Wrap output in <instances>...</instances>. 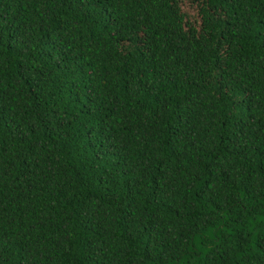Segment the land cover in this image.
I'll list each match as a JSON object with an SVG mask.
<instances>
[{"label": "trees", "instance_id": "1", "mask_svg": "<svg viewBox=\"0 0 264 264\" xmlns=\"http://www.w3.org/2000/svg\"><path fill=\"white\" fill-rule=\"evenodd\" d=\"M0 0V264H264V0Z\"/></svg>", "mask_w": 264, "mask_h": 264}, {"label": "rangeland", "instance_id": "2", "mask_svg": "<svg viewBox=\"0 0 264 264\" xmlns=\"http://www.w3.org/2000/svg\"><path fill=\"white\" fill-rule=\"evenodd\" d=\"M182 10L187 14L190 19H197L196 6L187 0L182 2Z\"/></svg>", "mask_w": 264, "mask_h": 264}]
</instances>
